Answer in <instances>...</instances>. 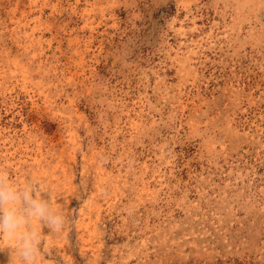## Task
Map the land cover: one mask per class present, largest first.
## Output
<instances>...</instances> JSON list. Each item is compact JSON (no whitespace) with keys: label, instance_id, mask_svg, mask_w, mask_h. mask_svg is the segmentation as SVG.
Returning a JSON list of instances; mask_svg holds the SVG:
<instances>
[{"label":"rangeland","instance_id":"374dc122","mask_svg":"<svg viewBox=\"0 0 264 264\" xmlns=\"http://www.w3.org/2000/svg\"><path fill=\"white\" fill-rule=\"evenodd\" d=\"M0 166L42 264H264V0H0Z\"/></svg>","mask_w":264,"mask_h":264},{"label":"clouds","instance_id":"9594fccd","mask_svg":"<svg viewBox=\"0 0 264 264\" xmlns=\"http://www.w3.org/2000/svg\"><path fill=\"white\" fill-rule=\"evenodd\" d=\"M66 223L50 187L34 178L17 180L0 166V251L7 250V264H42L46 236Z\"/></svg>","mask_w":264,"mask_h":264}]
</instances>
